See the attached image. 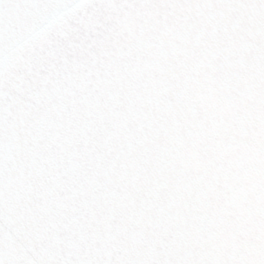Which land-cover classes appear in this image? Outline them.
Instances as JSON below:
<instances>
[{"label": "snow or ice", "instance_id": "6c2138e0", "mask_svg": "<svg viewBox=\"0 0 264 264\" xmlns=\"http://www.w3.org/2000/svg\"><path fill=\"white\" fill-rule=\"evenodd\" d=\"M0 264H264V0H0Z\"/></svg>", "mask_w": 264, "mask_h": 264}]
</instances>
